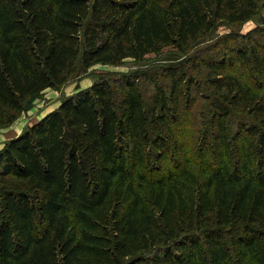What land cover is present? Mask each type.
<instances>
[{
  "label": "trees",
  "instance_id": "16d2710c",
  "mask_svg": "<svg viewBox=\"0 0 264 264\" xmlns=\"http://www.w3.org/2000/svg\"><path fill=\"white\" fill-rule=\"evenodd\" d=\"M128 59L3 142L0 264H264V0H0V128Z\"/></svg>",
  "mask_w": 264,
  "mask_h": 264
},
{
  "label": "rangeland",
  "instance_id": "374dc122",
  "mask_svg": "<svg viewBox=\"0 0 264 264\" xmlns=\"http://www.w3.org/2000/svg\"><path fill=\"white\" fill-rule=\"evenodd\" d=\"M253 25L254 23L249 20L242 24L238 28V30L240 33H245L248 29L253 27ZM226 30L227 28L225 25H220L216 30V34H222L226 32ZM170 49L171 48H166L160 54H167ZM148 58L154 59L155 55L150 54L148 55ZM136 68L137 64L131 59L125 60L119 66L96 64L90 67L84 74L71 77L60 88L56 90H45L41 95L34 98V100L30 104V107L27 110L23 111L11 125L0 128V148L2 147L3 142L6 139L15 136L17 132L19 133L23 129L24 126L37 121L38 119L42 118L47 113L55 109L59 105L60 99L63 96L74 92L77 86L79 88L88 87L99 74L128 72Z\"/></svg>",
  "mask_w": 264,
  "mask_h": 264
},
{
  "label": "crops",
  "instance_id": "0c3cea01",
  "mask_svg": "<svg viewBox=\"0 0 264 264\" xmlns=\"http://www.w3.org/2000/svg\"><path fill=\"white\" fill-rule=\"evenodd\" d=\"M17 134H18V132H17ZM17 134H16V135H17Z\"/></svg>",
  "mask_w": 264,
  "mask_h": 264
}]
</instances>
